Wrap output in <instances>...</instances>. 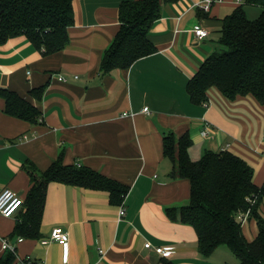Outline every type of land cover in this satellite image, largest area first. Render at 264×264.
<instances>
[{
  "label": "crops",
  "instance_id": "1",
  "mask_svg": "<svg viewBox=\"0 0 264 264\" xmlns=\"http://www.w3.org/2000/svg\"><path fill=\"white\" fill-rule=\"evenodd\" d=\"M122 1L74 0L75 23L58 52L46 54L26 36L0 45V86L30 99L41 112L36 122L11 116L0 98V193L10 188L25 202L31 181L24 163L44 171L60 155L65 164L89 167L129 188L118 204L107 191L52 181L40 237L15 233L26 202L13 216L0 212V257L7 239L16 247L12 264L26 257L65 264L67 253V264H225L234 258L222 246L202 256L194 227L169 216V209L179 213L189 203L191 182L171 178L173 162L163 153V138L188 132L193 160L206 150L235 152L254 167L255 183H264V103L251 95L230 99L213 86L207 100L196 104L187 90L206 58L218 52L223 19L242 4L254 19L261 7L245 0L214 1L208 10L203 0L167 3L149 32L158 50L128 69L102 74ZM197 27L208 36L199 39ZM37 88L43 89L41 98L33 94ZM57 226L69 232L66 249L55 241L42 243ZM146 242L173 252L161 255Z\"/></svg>",
  "mask_w": 264,
  "mask_h": 264
},
{
  "label": "trees",
  "instance_id": "2",
  "mask_svg": "<svg viewBox=\"0 0 264 264\" xmlns=\"http://www.w3.org/2000/svg\"><path fill=\"white\" fill-rule=\"evenodd\" d=\"M176 1H122L120 26L102 57L100 72L128 69L138 59L155 53L158 49L149 37L150 29L162 16L163 6ZM245 3L260 6V15L249 18L242 4L223 19L218 42L225 49L208 56L191 77L187 90L192 102H205L208 89L214 86L230 99L251 95L264 103V0ZM74 23V0H0V45L10 38L26 36L44 53H55L68 44V29ZM42 92V88L33 90L38 98ZM0 98L11 116L36 122L41 115L34 102L13 89L0 86ZM192 143L188 132L181 136L171 132L163 138V153L173 162L171 178L191 182L189 203L179 213L176 208L169 209V216L177 219L179 215L181 223L194 227L202 256L209 257L225 245L239 259L234 264H264V183L256 184L254 167L232 151L206 150L200 159L193 160L189 152ZM24 167L31 188L26 210L15 229L17 235L41 236L47 189L52 181L107 191L110 200L118 204L129 190L89 167L65 164L61 155L44 171L30 160ZM248 209L257 225V235L251 240L236 218L238 210ZM14 260L15 253L5 250L0 264H12Z\"/></svg>",
  "mask_w": 264,
  "mask_h": 264
},
{
  "label": "built area",
  "instance_id": "3",
  "mask_svg": "<svg viewBox=\"0 0 264 264\" xmlns=\"http://www.w3.org/2000/svg\"><path fill=\"white\" fill-rule=\"evenodd\" d=\"M214 1H222V0H203L201 6H203L206 10H208L211 3ZM195 34L199 39H202L208 36L209 31L203 27H197L195 29ZM60 78L62 79L63 77ZM147 110L148 107H144V111ZM202 134L207 135L208 134L207 129L202 131ZM23 204H24V199L20 195H18L16 191L10 188H6L0 193V212L6 217L13 216L23 206ZM250 213H251L250 209L246 211L238 210V212L236 213V218L242 225H244L245 222L250 219ZM125 214H126V208L123 205L120 208V216L122 217ZM19 240H22V238H20ZM51 241L58 242L64 247V249H66L69 242V232L65 230L64 227L61 226L54 227L50 233V236L47 239H43L42 243L47 244ZM145 247L154 248L157 253L165 256L170 255L173 252V250L170 248H165L162 246L154 247L151 242H146ZM2 248L4 250H11L14 253H16L15 245L11 244L7 239L2 240ZM64 261L65 264L68 263V253L67 256L66 255L64 256ZM18 264H43V263L39 261H35L30 257H26L20 259Z\"/></svg>",
  "mask_w": 264,
  "mask_h": 264
},
{
  "label": "rangeland",
  "instance_id": "4",
  "mask_svg": "<svg viewBox=\"0 0 264 264\" xmlns=\"http://www.w3.org/2000/svg\"><path fill=\"white\" fill-rule=\"evenodd\" d=\"M249 10H251L253 14H256L257 12H259V8L256 7V6H250ZM224 49H225V47L219 43L217 51L221 52ZM243 228L246 230L247 236L250 237L251 239H253V237H254V233L253 232L257 233V225L255 224L254 219L247 220L245 222V224L243 225ZM221 249L222 250H227L234 257L233 259H227V260H229V261H227V263L234 264V263H238L239 262V259L230 251V249L227 246L224 245V246L221 247Z\"/></svg>",
  "mask_w": 264,
  "mask_h": 264
}]
</instances>
